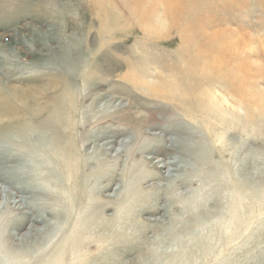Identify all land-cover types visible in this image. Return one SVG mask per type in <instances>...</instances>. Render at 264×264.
Listing matches in <instances>:
<instances>
[{"label":"rangeland","instance_id":"374dc122","mask_svg":"<svg viewBox=\"0 0 264 264\" xmlns=\"http://www.w3.org/2000/svg\"><path fill=\"white\" fill-rule=\"evenodd\" d=\"M6 83L76 157L19 143L51 195L0 211L2 264H264V0H0Z\"/></svg>","mask_w":264,"mask_h":264},{"label":"bare ground","instance_id":"6f19581e","mask_svg":"<svg viewBox=\"0 0 264 264\" xmlns=\"http://www.w3.org/2000/svg\"><path fill=\"white\" fill-rule=\"evenodd\" d=\"M5 88H6L5 92L0 89V146H1L0 154L2 155L8 154V150H6L8 145L14 147V149H17V151L16 152L12 151L9 153L11 154V157L14 156L17 158L18 164L14 166L6 165L5 168L7 169L3 167L0 168V175H2L4 178L3 181L0 179V196L5 197V201L2 200L3 202L0 205L1 208L0 211H3V213L5 212L4 210L6 209V207L8 208V206H10L11 204L17 205L20 203V206L28 205L27 207L31 208L30 205H32L35 208L36 207L39 208V205H35L36 202L42 204L41 202L42 199H40L38 195L41 196L43 194V196L45 195L46 197H49L51 195V189L47 187L46 183H44L45 178L44 177L41 178L40 177L41 175L38 174L40 172H37L39 170L36 171V169H33L32 167L31 171L30 170L27 171L25 169V165L23 167V164L27 163V161L25 163L23 162L25 158L24 155L27 156L26 153L27 150H25L26 147L23 148L22 147L23 145L21 146L19 143L25 142L27 144L33 142L34 140V143L32 145L36 146L35 143L38 144V142H40L41 143L40 145L42 146L43 150L53 149L59 155L60 165L63 166L65 165V160H67V157L72 159H75L76 157L74 152L76 148L74 149L73 142L69 139H65V134H67V132L62 129L61 125L59 126L60 128H58L57 126L52 125L53 123L51 124L50 116L53 113L52 105L50 104L51 101H53L51 96L43 94L45 93L43 91L38 92L37 88L34 86H31L30 88H23L21 86L6 83ZM41 89L44 90L45 87L44 88L42 87ZM34 93H36L35 95L38 94V96L39 93L42 94V97L45 99L46 102L44 101L45 102L44 104L38 103ZM55 101L58 102L57 100ZM53 106H55L54 108H56V105ZM59 107L61 106H57V108ZM57 115L59 116V114ZM63 115L65 116L64 113ZM63 115L61 114V117H63ZM18 145H20L21 147ZM2 163L5 164L6 162L1 161V164ZM48 166L49 165H47V167ZM5 175L6 178L4 177ZM17 186H20L19 189H22L23 191L25 190L27 194H30L31 197L29 200L27 199L28 197L26 195L22 197L17 196V193H15L12 190L13 187L15 190ZM36 196L38 197L37 199H35ZM0 214L2 213L0 212ZM1 221H3V217H0V223ZM80 225L83 226L85 224H80ZM32 228H34V225H32ZM34 229L37 230V227H35ZM2 233L3 232L0 229V234ZM78 236L79 235H77V233L75 232V234L73 235V239L76 240ZM1 239H0V264L5 262V254L3 253L4 248Z\"/></svg>","mask_w":264,"mask_h":264}]
</instances>
